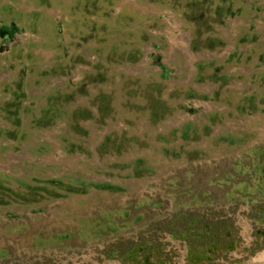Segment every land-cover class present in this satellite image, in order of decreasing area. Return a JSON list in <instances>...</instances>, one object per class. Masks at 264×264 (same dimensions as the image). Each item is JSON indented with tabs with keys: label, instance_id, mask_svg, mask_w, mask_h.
<instances>
[{
	"label": "rangeland",
	"instance_id": "rangeland-1",
	"mask_svg": "<svg viewBox=\"0 0 264 264\" xmlns=\"http://www.w3.org/2000/svg\"><path fill=\"white\" fill-rule=\"evenodd\" d=\"M13 24L0 264H137L143 247L145 264H190L223 239L175 234L223 219L240 245L220 264L264 253V0H0V29Z\"/></svg>",
	"mask_w": 264,
	"mask_h": 264
},
{
	"label": "trees",
	"instance_id": "trees-1",
	"mask_svg": "<svg viewBox=\"0 0 264 264\" xmlns=\"http://www.w3.org/2000/svg\"><path fill=\"white\" fill-rule=\"evenodd\" d=\"M18 31L17 26L15 24H13L12 26H4L3 28L0 29V35L3 38H13L14 34H16ZM159 56L158 59H156V61L158 62V64L160 66H162L164 68V65L159 61ZM260 62L264 63V53L261 54V56L259 57ZM227 80V79H225ZM253 101H255V99L250 98ZM188 135V134H187ZM230 141V139H229ZM233 143H237L236 138H232ZM264 153V150H260L258 149L257 151V163L256 165L259 167V173H256V177L257 179L259 178V182L257 185L256 190H253V192L260 194L262 197H264V155L262 154ZM255 155V153H254ZM57 185H61L67 189L70 190H74V187L71 185H68L66 183H62V181H56ZM65 184V185H64ZM105 187L110 188V189H116L117 187L111 184H104ZM241 189L242 195L244 196V199H248L250 201H254L255 199L253 197H251L250 193H251V188H252V184L251 181H244L241 184ZM104 188V187H103ZM249 195V196H247ZM240 197V196H239ZM247 197V198H246ZM260 219H262L264 221V216L261 217ZM198 225H200V223L197 221H191L189 222V229H185L184 231H180L177 234H175L176 236L182 237V238H189L190 241L194 242L195 240L200 242L201 244H212V243H217L218 239H223V241H221V245L219 246L220 249H222L223 247H227V252L230 251H234L236 249V247H239V243L236 244L235 242H232L231 240H233L235 233H234V228H232V224L229 223L226 219L220 220V221H214V222H206L203 223L201 227H198ZM63 238H67L68 235H62ZM62 239V238H61ZM231 239V240H230ZM41 242V246H54L55 243H59V240L53 238V239H47V240H43L40 241ZM209 242V243H208ZM232 243L233 246L231 245ZM218 248H206V249H201L198 251H192L190 254V264H220V252L221 250H219ZM148 247H143L142 248V257H141V261L137 264H145V260L148 259V254L146 253ZM133 254V253H132ZM161 254V255H160ZM152 256V255H151ZM149 256V257H151ZM164 255H162V253H157L153 259L155 260V262L162 264V258ZM128 260H130L131 258L128 256L127 257ZM135 260V259H134ZM150 260V259H149Z\"/></svg>",
	"mask_w": 264,
	"mask_h": 264
},
{
	"label": "bare ground",
	"instance_id": "bare-ground-1",
	"mask_svg": "<svg viewBox=\"0 0 264 264\" xmlns=\"http://www.w3.org/2000/svg\"><path fill=\"white\" fill-rule=\"evenodd\" d=\"M261 260L264 261V253L261 254V256L259 258H257L254 263H251V264H259V261H261Z\"/></svg>",
	"mask_w": 264,
	"mask_h": 264
},
{
	"label": "flooded vegetation",
	"instance_id": "flooded-vegetation-1",
	"mask_svg": "<svg viewBox=\"0 0 264 264\" xmlns=\"http://www.w3.org/2000/svg\"><path fill=\"white\" fill-rule=\"evenodd\" d=\"M262 82L264 83V78H263V81Z\"/></svg>",
	"mask_w": 264,
	"mask_h": 264
}]
</instances>
